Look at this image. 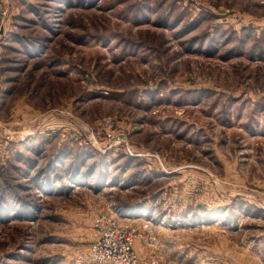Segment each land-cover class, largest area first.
<instances>
[{"label": "rangeland", "instance_id": "rangeland-1", "mask_svg": "<svg viewBox=\"0 0 264 264\" xmlns=\"http://www.w3.org/2000/svg\"><path fill=\"white\" fill-rule=\"evenodd\" d=\"M2 1L0 264H264V0Z\"/></svg>", "mask_w": 264, "mask_h": 264}, {"label": "built area", "instance_id": "built-area-1", "mask_svg": "<svg viewBox=\"0 0 264 264\" xmlns=\"http://www.w3.org/2000/svg\"><path fill=\"white\" fill-rule=\"evenodd\" d=\"M0 13L4 18L8 15L2 0H0ZM111 123V120H107L105 124L111 126ZM109 223L106 228L102 227V222L99 224L102 234L92 250L94 259L100 264H147L139 260L133 247V237L140 236V232L124 228L112 220H109ZM151 235L147 240L154 243L156 238Z\"/></svg>", "mask_w": 264, "mask_h": 264}, {"label": "crops", "instance_id": "crops-1", "mask_svg": "<svg viewBox=\"0 0 264 264\" xmlns=\"http://www.w3.org/2000/svg\"><path fill=\"white\" fill-rule=\"evenodd\" d=\"M12 31L13 30H9L8 29V25L6 26V28L3 30L0 31V33L2 32V38H5V40L7 41L6 44H2L4 42V40L1 41L0 43V47H1V51L3 53V56L4 54H9L8 52H12L13 50L16 51V52H21L22 50H20V47L19 46H13L11 45L12 41L16 42V41H19L21 40L20 39V36L18 35H14V38L11 37V34H12ZM1 38V39H2ZM8 43V44H7ZM4 45V46H3ZM24 52V51H22ZM26 53V51H25ZM32 53V52H30ZM33 54V53H32ZM33 56H35V54H33ZM33 58V57H32ZM27 59V58H25ZM10 60V56H4V61H8ZM11 61H12V65L8 64L7 66H5V64L3 65V69L5 70V73L7 74L4 78L5 82L9 84V86L6 87V89H11L12 85L11 83L15 84L16 83V79H19L20 80V71L22 70V67L20 66L21 65V59H15V58H11ZM16 62V63H15ZM19 62V64H18ZM18 65V66H17ZM26 69V68H25ZM22 72V71H21ZM13 75H16V76H13ZM16 77H19V78H16ZM16 78V79H15Z\"/></svg>", "mask_w": 264, "mask_h": 264}, {"label": "bare ground", "instance_id": "bare-ground-1", "mask_svg": "<svg viewBox=\"0 0 264 264\" xmlns=\"http://www.w3.org/2000/svg\"><path fill=\"white\" fill-rule=\"evenodd\" d=\"M144 214H147V213H144Z\"/></svg>", "mask_w": 264, "mask_h": 264}, {"label": "trees", "instance_id": "trees-1", "mask_svg": "<svg viewBox=\"0 0 264 264\" xmlns=\"http://www.w3.org/2000/svg\"><path fill=\"white\" fill-rule=\"evenodd\" d=\"M43 43H45V42H43Z\"/></svg>", "mask_w": 264, "mask_h": 264}]
</instances>
